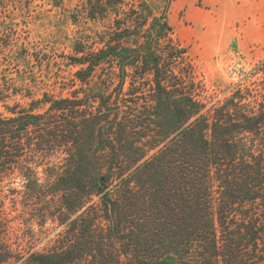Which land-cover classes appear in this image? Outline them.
Returning a JSON list of instances; mask_svg holds the SVG:
<instances>
[{
  "label": "trees",
  "instance_id": "1",
  "mask_svg": "<svg viewBox=\"0 0 264 264\" xmlns=\"http://www.w3.org/2000/svg\"><path fill=\"white\" fill-rule=\"evenodd\" d=\"M84 6L103 29L75 50L81 86L0 90V264H264V79L209 106L167 6Z\"/></svg>",
  "mask_w": 264,
  "mask_h": 264
},
{
  "label": "rangeland",
  "instance_id": "2",
  "mask_svg": "<svg viewBox=\"0 0 264 264\" xmlns=\"http://www.w3.org/2000/svg\"><path fill=\"white\" fill-rule=\"evenodd\" d=\"M84 1L63 0L56 7L54 0H0V90L18 92L10 105H26L30 100L23 96L37 99L45 92L70 96L73 86H81L74 82L75 50L103 29L87 19ZM146 1L156 14L167 6L166 0ZM167 7L174 41L186 49L175 71L210 99L209 106L231 87L258 86L254 82L264 79L256 75L264 68V0H175ZM149 80L137 86L140 106L151 103ZM128 87L125 97L135 101ZM0 113L6 114L2 104Z\"/></svg>",
  "mask_w": 264,
  "mask_h": 264
}]
</instances>
